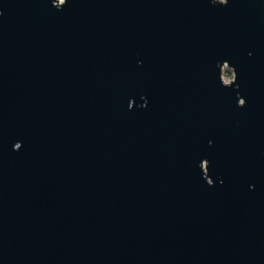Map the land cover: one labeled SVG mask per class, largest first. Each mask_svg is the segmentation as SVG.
<instances>
[{
    "label": "water",
    "instance_id": "obj_1",
    "mask_svg": "<svg viewBox=\"0 0 264 264\" xmlns=\"http://www.w3.org/2000/svg\"><path fill=\"white\" fill-rule=\"evenodd\" d=\"M0 264H264V0H0Z\"/></svg>",
    "mask_w": 264,
    "mask_h": 264
},
{
    "label": "rangeland",
    "instance_id": "obj_2",
    "mask_svg": "<svg viewBox=\"0 0 264 264\" xmlns=\"http://www.w3.org/2000/svg\"><path fill=\"white\" fill-rule=\"evenodd\" d=\"M222 79L224 82H229L233 79V74H232V71L228 68H224L222 70Z\"/></svg>",
    "mask_w": 264,
    "mask_h": 264
},
{
    "label": "flooded vegetation",
    "instance_id": "obj_3",
    "mask_svg": "<svg viewBox=\"0 0 264 264\" xmlns=\"http://www.w3.org/2000/svg\"><path fill=\"white\" fill-rule=\"evenodd\" d=\"M231 81H229V82H224L225 84H229Z\"/></svg>",
    "mask_w": 264,
    "mask_h": 264
},
{
    "label": "built area",
    "instance_id": "obj_4",
    "mask_svg": "<svg viewBox=\"0 0 264 264\" xmlns=\"http://www.w3.org/2000/svg\"><path fill=\"white\" fill-rule=\"evenodd\" d=\"M59 1H61V0H59Z\"/></svg>",
    "mask_w": 264,
    "mask_h": 264
}]
</instances>
